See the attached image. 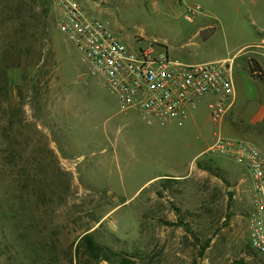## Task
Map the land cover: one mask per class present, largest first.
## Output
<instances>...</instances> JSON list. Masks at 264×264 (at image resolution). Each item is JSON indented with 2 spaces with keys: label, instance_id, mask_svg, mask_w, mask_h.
<instances>
[{
  "label": "rangeland",
  "instance_id": "rangeland-1",
  "mask_svg": "<svg viewBox=\"0 0 264 264\" xmlns=\"http://www.w3.org/2000/svg\"><path fill=\"white\" fill-rule=\"evenodd\" d=\"M79 1L130 46L230 63L239 134L215 125L207 95L182 123L122 111L58 31L54 0H0V264H264L248 240V169L206 150L218 128L264 153V118L251 120L264 80L249 69L264 60V15L253 0ZM88 232L106 259L75 250Z\"/></svg>",
  "mask_w": 264,
  "mask_h": 264
},
{
  "label": "built area",
  "instance_id": "built-area-1",
  "mask_svg": "<svg viewBox=\"0 0 264 264\" xmlns=\"http://www.w3.org/2000/svg\"><path fill=\"white\" fill-rule=\"evenodd\" d=\"M54 5L58 31L82 54L87 73L104 81L122 111L135 108L161 125L182 123L196 109L197 99L207 95L209 116L218 127L232 107L235 87L228 63H184L169 57L154 42L130 46L79 0H54ZM199 11L198 5H187L185 18L193 21ZM206 150L248 169V240L255 251L264 254V153L253 142L224 136L218 128Z\"/></svg>",
  "mask_w": 264,
  "mask_h": 264
},
{
  "label": "trees",
  "instance_id": "trees-1",
  "mask_svg": "<svg viewBox=\"0 0 264 264\" xmlns=\"http://www.w3.org/2000/svg\"><path fill=\"white\" fill-rule=\"evenodd\" d=\"M250 73L252 76L258 77L260 79L264 80V73L262 69L260 68V65L257 63V61L251 59L250 65H249ZM228 194H232V191H228ZM175 225H183L181 221L174 222ZM184 228L186 230H189L187 226L184 225ZM80 247L84 248V251L92 257V259H106L108 257L107 250H109L107 247L100 245L99 243L95 242L92 238L91 233H85L77 243L75 250L78 251ZM126 261V259H123ZM129 262V261H128ZM128 264V263H125Z\"/></svg>",
  "mask_w": 264,
  "mask_h": 264
},
{
  "label": "crops",
  "instance_id": "crops-1",
  "mask_svg": "<svg viewBox=\"0 0 264 264\" xmlns=\"http://www.w3.org/2000/svg\"><path fill=\"white\" fill-rule=\"evenodd\" d=\"M253 4L255 5V7H257V10L255 12V14L257 15V18L259 19L262 15H264V2L263 0H253ZM259 11V13H258ZM263 29L262 28H258V33L260 34V38L259 41L256 43V46L258 47H262L264 48V34H263ZM257 61V63L260 65V68L262 69V71H264V60H255ZM228 65H230V63H228ZM231 67V65H230ZM231 72H232V68H231ZM235 98V97H234ZM231 109V108H230ZM230 109L228 110V115L225 118V120H222V122L220 123L222 126V129H226V131H228V133H233V134H239V130H235L233 127H237L239 122H237L236 119L231 118L232 117V113H230ZM264 118V109L261 110V112L257 115V113L255 114L254 117H252V121L257 122V121H261ZM239 129V128H238ZM229 189V187H228Z\"/></svg>",
  "mask_w": 264,
  "mask_h": 264
},
{
  "label": "water",
  "instance_id": "water-1",
  "mask_svg": "<svg viewBox=\"0 0 264 264\" xmlns=\"http://www.w3.org/2000/svg\"><path fill=\"white\" fill-rule=\"evenodd\" d=\"M229 189H231V187H229Z\"/></svg>",
  "mask_w": 264,
  "mask_h": 264
}]
</instances>
